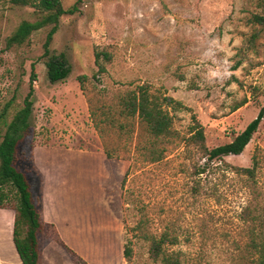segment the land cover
Instances as JSON below:
<instances>
[{"label": "rangeland", "instance_id": "rangeland-1", "mask_svg": "<svg viewBox=\"0 0 264 264\" xmlns=\"http://www.w3.org/2000/svg\"><path fill=\"white\" fill-rule=\"evenodd\" d=\"M75 2L61 0L63 9L75 10L60 18L50 44L51 54L65 55L70 74L51 84L42 56L49 28L6 48L20 22L38 15L0 0V113L9 105L0 137L33 89L30 128L17 147L16 169L35 192L36 160H61L51 170L67 175L62 190L85 195L90 215L120 219L123 246L131 251L125 264H161L151 260L149 243L133 229L140 220L141 232L176 239L164 249L178 253L182 264H249L248 225L241 214L245 207L255 217L264 210V118L239 156L210 161L184 140L199 124L208 149L228 143L264 107V28L253 19L264 17V0ZM95 54H101L103 73ZM137 85L182 105L167 110L171 137L154 141L137 119L119 116L120 97ZM151 145L162 151L159 162L143 158ZM253 166L250 179L236 171ZM39 238L54 241L48 229Z\"/></svg>", "mask_w": 264, "mask_h": 264}, {"label": "trees", "instance_id": "trees-1", "mask_svg": "<svg viewBox=\"0 0 264 264\" xmlns=\"http://www.w3.org/2000/svg\"><path fill=\"white\" fill-rule=\"evenodd\" d=\"M8 3L14 7H31L38 18L34 22H20L14 32L6 39V48L21 46L29 40L33 33L49 28L43 43L42 55L46 59V78L51 84L65 81L70 74L68 61L64 54L57 56L51 54L50 44L53 36L58 31L60 18L73 13L75 6L65 10L61 0H8ZM78 3L79 0H76L75 5ZM253 19L264 28V17L255 16ZM100 55L95 54V64L98 67V73H103L105 69L99 62ZM102 55L104 58L109 59L107 55ZM84 79L83 76L78 77L81 90ZM33 80L34 75L31 73L30 84ZM32 95L33 89L30 85L23 99L22 107L5 124L4 132L0 137V209H10L14 212L12 241L22 264H41V248L38 237L40 233L47 229L53 233L54 241L70 255L73 264H86L59 240L52 225L42 222L39 210L33 201L30 183L26 175L15 167L17 147L30 128L33 106ZM119 103V116L126 119H137L154 141L169 138L172 135V116L167 110H180L183 108L179 102L165 94L151 93L148 85H137L132 89H128L120 97ZM8 107L9 105L4 107L0 113V121L4 119ZM239 107L240 105L234 107L233 111ZM263 118L264 107L259 110L257 116L243 131L234 135L228 143L212 149L206 147L203 128L196 124L191 129L189 137L184 140L185 146H196L210 161L219 160L226 156H239L245 150ZM96 128L100 130L98 127ZM119 128L122 129L121 126ZM103 152L106 158L110 159L112 157L106 149H103ZM144 154L145 157L143 158L148 163H156L162 159V151H158L153 145L148 148L146 153L144 151ZM236 171L250 179L254 175V166L251 168H237ZM123 184L124 180L121 182V188ZM241 220L248 225L249 243L245 246V249L251 255L249 264H264V210L262 209L260 216L255 217L253 212L245 207L242 210ZM144 223V220L138 221L133 229L139 231V237L149 243L148 253L151 260L154 262L159 261L161 264H182L178 253H167L164 249L167 243L170 245L176 244V239L169 237L165 232L158 237L145 231L141 232ZM130 254V249L123 246V258L127 260Z\"/></svg>", "mask_w": 264, "mask_h": 264}, {"label": "crops", "instance_id": "crops-1", "mask_svg": "<svg viewBox=\"0 0 264 264\" xmlns=\"http://www.w3.org/2000/svg\"><path fill=\"white\" fill-rule=\"evenodd\" d=\"M61 160L37 159L35 169V192L33 201L42 222L52 225L59 240L86 264H125L123 258V227L117 215L110 219L96 214L90 215L87 199L78 190H62L66 182L65 173H53ZM36 164V165H35ZM66 167L70 164L66 163ZM61 182V183H60ZM60 183V184H59ZM0 209L6 214L4 227L0 226V264H22L12 241L14 212ZM4 228V229H3ZM2 229V231H1ZM41 248V264H73L70 255L55 241H44L38 237ZM42 241V242H43Z\"/></svg>", "mask_w": 264, "mask_h": 264}]
</instances>
